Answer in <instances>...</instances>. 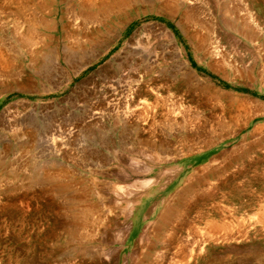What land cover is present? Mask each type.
Here are the masks:
<instances>
[{"label":"rangeland","instance_id":"rangeland-1","mask_svg":"<svg viewBox=\"0 0 264 264\" xmlns=\"http://www.w3.org/2000/svg\"><path fill=\"white\" fill-rule=\"evenodd\" d=\"M31 1L0 0V264H264V0H122L103 23L76 15L90 0ZM232 95L250 103L234 122Z\"/></svg>","mask_w":264,"mask_h":264},{"label":"bare ground","instance_id":"bare-ground-1","mask_svg":"<svg viewBox=\"0 0 264 264\" xmlns=\"http://www.w3.org/2000/svg\"><path fill=\"white\" fill-rule=\"evenodd\" d=\"M27 2L28 1H30L29 3H32L33 1H31V0H26ZM87 1V3H88V1L89 0H86ZM168 1V0H167ZM96 1H93V0H90L89 1V3H88V5H86V3L85 4H82L81 6L80 5H77L76 6V8H75V10L77 11V13H76V15L77 16H79V14L81 15V17L83 18V19H85L86 21H88V20H91L92 22H96V23H103L104 21H105V19H106V17L108 18V16H110L111 14H112V11L114 12V8L117 6V5H119L121 2H122V0H99V4H96L95 3ZM124 3V2H123ZM125 3H126V1H125ZM168 3V2H167ZM122 4V3H121ZM120 4V5H121ZM174 7V6H173ZM176 8V7H175ZM118 11V10H117ZM116 11V12H117ZM189 12V11H188ZM79 13V14H78ZM184 13V12H183ZM114 14V13H113ZM192 14V13H191ZM191 14H187V16H188V18L190 19V18H192V15ZM31 17V19L29 20V27H28V29H27V32H26V34L24 35V37L18 42V44H20L21 46V48H22V46H24L25 47V45H27V46H31V45H33L34 44V42L36 41V39H37V36L35 35V33L36 32H34L35 30H34V25L35 24H37L36 23V21H35V19H33V18H35V17H33V15L32 16H30ZM80 17V16H79ZM85 21V22H86ZM82 22V21H81ZM91 22V23H92ZM90 23V24H91ZM84 24V23H83ZM82 26H84V25H82ZM17 44V43H16ZM17 46V45H16ZM16 48H18L19 49V47L17 46ZM1 52H0V64L1 65H4L5 67H7L8 65H7V60H6V58H4V54L3 53H5L6 52V50H4L3 48L0 50ZM33 55L36 57L38 54L35 52V53H33ZM182 56V54H181V52H179V57H181ZM64 57H65V55H64ZM182 58V57H181ZM57 60H58V62H59V60H60V58H59V56H58V58H56ZM151 59V58H150ZM183 59V58H182ZM56 61V60H55ZM54 61V62H55ZM63 61H65V60H63ZM57 62V61H56ZM55 62V63H56ZM150 62H152V63H155V61L154 60H151ZM182 62V67H183V72L179 75V77H178V80H179V82H178V88H177V92H179L180 93V91L181 92H183L184 94H185V99H187L188 100V105L189 104H192V105H189L188 107H187V110H179L178 111V113H176V114H178V115H180V121L179 122H177V124H178V127L180 128V130H179V134H180V136H179V141L182 143V142H184L183 143V145L185 146V148H187V151H190V152H194V151H192V149H194V145H195V142H196V140H198V139H200V138H207L208 137V135L207 134H205L206 133V131H205V127H203L204 129L202 130L201 128L199 129V126H193L192 125V123L193 122H195L197 119H200L201 117L199 116L200 115V111H199V109H201L202 107H205V103H198L197 101H195L196 99L194 98L195 97V93L198 91V89H197V87L195 86V85H197L198 84V79L195 77V74H193L192 73V71L189 69V66H188V62L187 61H185V60H182L181 61ZM60 63V62H59ZM179 63V62H178ZM83 64V61H81L80 63H79V65H82ZM147 68V67H146ZM148 68H150L148 71H151L153 68H151V66H149ZM147 68V69H148ZM120 69V68H119ZM181 69V68H180ZM175 70V69H174ZM143 71V70H142ZM145 71H146V69H145ZM176 71H180L179 69H177V70H175V72ZM144 72V71H143ZM173 72V71H172ZM149 73V72H148ZM180 73V72H179ZM165 77V76H164ZM170 77H171V75H170ZM142 78V77H141ZM169 78V77H168ZM167 79V78H166ZM171 79H173V78H171ZM144 80V79H143ZM146 80V79H145ZM174 80V79H173ZM173 80H172V82H173ZM135 81H138V79L137 80H135ZM134 81V82H135ZM133 82V83H134ZM153 81H152V78H147V82H146V84H147V86H150V85H152L151 83H152ZM171 82V81H170ZM169 83V82H168ZM175 83V82H174ZM144 85V84H143ZM137 87H138V85H137ZM196 87V88H195ZM139 88V87H138ZM150 89H152V88H150ZM194 89H196V92H195V90ZM222 93V92H221ZM221 93L220 92H216V91H214L213 89H211V87H209L208 86V84H205L204 86H202V88H201V92H200V94H201V96L204 98V99H207L208 100V102H209V98H213V96H216L217 98H219V99H221ZM184 96V95H183ZM228 97V96H227ZM200 99V98H199ZM218 99V100H219ZM224 99V98H223ZM229 99V98H228ZM200 100H202V99H200ZM225 100V99H224ZM230 101L228 102V100L227 101H224V102H227V104L224 106L225 108L222 110V112H221V110H220V112H221V118H227L229 121H232V119H233V122L236 120V118H235V116L237 117L238 115H240V112H243V111H245V112H243V117H244V115H245V113H248V112H246V107H247V105H250V103L249 102H247L245 99H242V98H239V96H230V99H229ZM155 101V100H154ZM200 102V101H199ZM201 102H203V101H201ZM207 102V101H206ZM211 102V101H210ZM209 102V103H210ZM219 104V103H218ZM194 105V106H193ZM261 106V105H260ZM181 108V107H180ZM206 110V109H205ZM210 110V109H209ZM6 111H8V110H6ZM202 112V111H201ZM94 113V112H93ZM171 113V112H170ZM203 113V112H202ZM205 113V112H204ZM215 113H217V111L215 112ZM252 114V113H251ZM93 115H95V114H93ZM250 115V114H249ZM174 116H175V114H174ZM202 116V115H201ZM208 116V115H207ZM200 117V118H199ZM203 117V116H202ZM210 118V117H209ZM225 118V119H226ZM218 119H220V118H218ZM235 119V120H234ZM239 119L240 120H242L241 118H240V116H239ZM246 119V118H245ZM7 120V119H6ZM177 120V119H176ZM204 120V119H203ZM238 120V119H237ZM186 121L188 122V124H186ZM198 121V120H197ZM202 121V120H201ZM207 121V120H206ZM205 121V122H206ZM224 119H223V122H217V124H216V121H215V123H212V125L211 124H209L210 125V130H212V129H215V127H217V126H219V124H224ZM247 121H248V119H247ZM210 122V121H209ZM227 122V121H226ZM243 122H245L246 123V120L244 121L243 120ZM232 123V122H231ZM236 123V122H235ZM234 123V124H235ZM242 124V123H241ZM199 125H200V123H199ZM203 125H204V123H203ZM231 125V124H230ZM239 125H240V123H239ZM227 126V125H226ZM235 126H236V124H235ZM243 126H245V124H243ZM222 127V126H221ZM239 127V126H238ZM237 127V128H238ZM236 128V127H235ZM247 128V127H246ZM228 129V128H227ZM240 129V128H239ZM209 130V129H208ZM209 130V131H210ZM226 130V129H225ZM236 130V129H235ZM232 132V131H231ZM209 133V132H208ZM224 133H225V131H224ZM223 133V134H224ZM217 134V133H216ZM239 134V133H238ZM235 135V133H233V136ZM214 136V135H213ZM231 136V135H230ZM211 137V136H210ZM215 137V136H214ZM213 137V138H214ZM212 140V139H211ZM163 141V140H162ZM166 141V140H165ZM200 141V140H199ZM157 142V141H156ZM170 142V141H169ZM204 144V143H203ZM202 144V145H203ZM160 145H161V143H160ZM181 145V144H180ZM201 146V145H200ZM210 147V146H209ZM158 148V147H157ZM184 149V148H183ZM206 149V148H205ZM151 150H153V149H151ZM150 150V151H151ZM156 150V149H155ZM182 150V149H181ZM202 150V149H201ZM158 151V154H161L162 155V157L165 155V157L164 158H169L170 157V159H174V158H176V156H177V153L179 152L178 150H176V149H173V150H166V152L164 153V151H165V149L163 150V151H160V150H157ZM183 151V150H182ZM181 152V151H180ZM186 152V151H185ZM145 154V153H144ZM185 154V153H184ZM220 154V153H219ZM150 155H151V153H150ZM155 155V154H154ZM183 155V154H182ZM181 154L179 155V157L180 156H182ZM156 156V155H155ZM158 156V155H157ZM221 156V155H220ZM151 157H153L152 155H151ZM156 158V157H155ZM181 158V157H180ZM147 159V158H146ZM159 159V158H158ZM161 160H162V158H161ZM153 161V160H152ZM154 161H155V159H154ZM164 161V160H163ZM168 162V161H167ZM162 165V164H161ZM61 168V167H60ZM55 170V169H54ZM58 172H59V170H56V173H54V174H52V176L50 177V178H52L53 177V179H55V178H58V177H60V176H63L62 174H61V172H59V174H58ZM4 175V174H3ZM2 177V176H1ZM17 177V174L15 175V174H12V175H9V179L11 178H16ZM62 179V178H61ZM193 179V178H192ZM191 181V180H190ZM58 182V181H57ZM66 183V182H65ZM194 183V182H193ZM64 184V183H63ZM197 184H198V182H197ZM172 196V195H171ZM176 197V196H175ZM177 199V198H176ZM90 201V200H89ZM171 202V201H170ZM79 203H80V201H79ZM84 203V202H83ZM186 203V202H185ZM87 204V203H86ZM85 204V206H87ZM172 204V203H171ZM92 205V204H91ZM169 205V204H168ZM88 207V206H87ZM92 207V206H91ZM167 207V206H166ZM165 207V208H166ZM85 208V207H84ZM84 208H82V209H84ZM85 209H87V208H85ZM90 209L88 208L87 210H86V212H89V214H90V211H89ZM164 211V210H163ZM165 211H166V209H165ZM164 211V212H165ZM179 211L181 212V210H180V208H179V206L178 205H172L169 209H167V212H166V218H167V220L168 219H170V218H172V217H176L177 216V214H179ZM83 212H85V211H83ZM85 212V213H86ZM92 212V211H91ZM85 213H83V214H85ZM80 214V213H79ZM162 214H163V212H162ZM81 215V214H80ZM88 216V215H87ZM82 218H84V217H82ZM217 220V219H216ZM160 221V220H159ZM166 222V220H164L163 221V223H165ZM174 223V222H173ZM206 223V222H205ZM222 223V222H221ZM214 223H212V224H210V225H213ZM223 224V223H222ZM207 225V224H206ZM225 226V225H224ZM207 227H211V226H207ZM213 227H214V225H213ZM223 227V226H222ZM161 229L162 230H165V226H163V227H161ZM213 229H215V227L213 228ZM216 229H219V228H217V226H216ZM224 229V228H223ZM226 229V228H225ZM212 230V229H211ZM206 231H207V228H206ZM212 232V231H211ZM210 233V232H209ZM212 234V233H211ZM210 234V235H211ZM211 236H213V235H211ZM210 238H212V237H210Z\"/></svg>","mask_w":264,"mask_h":264}]
</instances>
